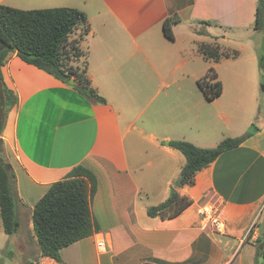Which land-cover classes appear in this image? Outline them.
I'll return each instance as SVG.
<instances>
[{"label":"crops","instance_id":"obj_1","mask_svg":"<svg viewBox=\"0 0 264 264\" xmlns=\"http://www.w3.org/2000/svg\"><path fill=\"white\" fill-rule=\"evenodd\" d=\"M257 1L0 0L24 11L83 12L87 73L105 101L88 102L15 54L1 67L17 96L1 138L16 176L18 229L7 236L0 220V264H9L5 257L12 264H264V253L255 259L256 241L264 239ZM166 19L175 22L173 40L164 36ZM201 43L237 56L206 61L197 53ZM209 68L222 86L212 101L197 85ZM251 125L253 134L198 172L193 185L175 188L192 201L187 209L169 220L147 216L168 198L184 164L169 141L214 148ZM76 166L96 177L91 211L98 230L62 249L61 262L41 258L32 209ZM205 205L218 209L220 231L201 227Z\"/></svg>","mask_w":264,"mask_h":264},{"label":"trees","instance_id":"obj_2","mask_svg":"<svg viewBox=\"0 0 264 264\" xmlns=\"http://www.w3.org/2000/svg\"><path fill=\"white\" fill-rule=\"evenodd\" d=\"M173 19L163 22V33L173 40ZM254 30L264 31V0L257 1ZM80 30L79 40L73 38ZM89 33L85 14L74 8L46 10H19L0 5V220L2 230L12 236L18 229L16 219V176L4 148L1 134L5 119L17 104V96L3 81L1 67L15 54L23 62L71 86L92 104H104V99L92 87L87 73L88 52L83 41ZM197 53L206 61L235 58L237 52H221L218 45L201 43ZM84 58L81 68L76 62ZM75 64V65H74ZM259 71L264 69V58H259ZM207 101L218 98L222 92L220 81L213 68H209L197 83ZM254 128L236 138L221 141L214 148H199L186 141H169L168 147L184 157V164L173 184L168 198L146 211L150 218L169 220L180 215L192 201L181 196L176 187L191 186L195 175L213 163L222 153L237 148L253 134ZM95 175L82 166L72 168L64 179L50 185L47 192L32 209L31 220L39 257L61 262L60 251L84 238L98 228L92 216L91 202L96 192ZM258 258L263 259L264 239L256 241ZM9 250H4L6 255Z\"/></svg>","mask_w":264,"mask_h":264},{"label":"built area","instance_id":"obj_3","mask_svg":"<svg viewBox=\"0 0 264 264\" xmlns=\"http://www.w3.org/2000/svg\"><path fill=\"white\" fill-rule=\"evenodd\" d=\"M218 209L214 205H205L200 211L201 216V227L208 228L211 227L216 230H221L222 226L218 218ZM98 248H104L103 241L97 243Z\"/></svg>","mask_w":264,"mask_h":264},{"label":"rangeland","instance_id":"obj_4","mask_svg":"<svg viewBox=\"0 0 264 264\" xmlns=\"http://www.w3.org/2000/svg\"><path fill=\"white\" fill-rule=\"evenodd\" d=\"M80 34V30H78L75 35L73 36V38H78L79 40V35ZM257 39L259 41H262L264 43V33H260L259 35H257ZM78 63V64H77ZM75 64H77L78 66H80L81 68L83 67L84 65V58H81L79 62H76ZM74 64V65H75ZM259 64V63H258ZM261 75L264 77V69H262L260 71ZM264 87V82H262L260 85H259V95H258V107L260 106V114H259V118L257 119V123H256V120L254 123H256L255 125L258 126L260 125L263 121H264V92H262V88ZM258 108H256V112H257ZM24 229H27V226L24 225ZM11 252V251H9ZM25 257H26V253H24L22 255V262H24L25 260ZM5 259L7 260V262L9 264H12V262H10V260H8L7 257H5Z\"/></svg>","mask_w":264,"mask_h":264},{"label":"water","instance_id":"obj_5","mask_svg":"<svg viewBox=\"0 0 264 264\" xmlns=\"http://www.w3.org/2000/svg\"><path fill=\"white\" fill-rule=\"evenodd\" d=\"M70 86H75L76 82L74 80H70L68 83ZM262 92H264V87L262 88Z\"/></svg>","mask_w":264,"mask_h":264}]
</instances>
